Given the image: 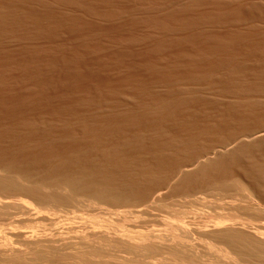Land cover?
<instances>
[{"label":"rangeland","instance_id":"obj_1","mask_svg":"<svg viewBox=\"0 0 264 264\" xmlns=\"http://www.w3.org/2000/svg\"><path fill=\"white\" fill-rule=\"evenodd\" d=\"M3 1H1L3 4L0 2V9L7 8L11 3L19 6L16 5L18 8L14 6L15 10L9 11L10 14L0 20L1 22L3 21L2 23L0 22V26L2 25L0 27V56L2 57L0 58L1 162L11 163L12 166L14 164L15 166L13 167L16 168H30L35 172H40L42 169L50 172H62L63 170V173L68 169L69 172L81 169L79 172H84L82 170L85 168L86 172L89 171L96 174L98 171L101 172V170L102 173H108L109 168L112 166L111 162L114 161L113 156L115 157L119 154L120 157H116L117 160L123 162L127 158V160L131 158V161H124L125 164L118 161L122 165L124 164L123 167L126 171H123L121 164H114L118 168L119 166L121 167L118 171L121 170L129 174L134 172L133 175H135V172L138 171L137 169L140 171V169L142 170L143 168L145 170L146 168L154 172L159 170V167L155 168L158 166L157 159L159 158L157 156L159 157V154H161V159L165 157L164 149V151L167 150V158L165 157L163 160L166 159L164 162H168L167 164L172 160L169 158L171 155H173L172 157L180 155L179 153L177 155V152L175 154V150H171L172 154L168 152L173 149L172 145H175L176 142V144L178 142L183 143L178 145H184L183 150L185 149L186 152L184 153L188 157L190 154L197 153L196 151L199 150V147L202 148L204 144L208 145L216 142V140L218 141L222 139L221 137L228 136L233 131L246 127L251 130L257 129L259 126H255L257 124L256 120L264 119L261 117L264 114V110H262L264 107L262 104L264 103L252 105L249 102L253 97L261 96L260 89H264V86L261 88L258 86L262 83L260 82L261 80L264 81V0H114V2L113 0H104V2L103 0H90V2L89 0H84L85 3L81 0H63V2L62 0H44L45 2L42 0ZM119 2H122L121 5ZM90 3L92 6L89 5ZM53 4H55L54 7L52 6ZM77 4L79 5L77 6ZM115 4L119 5L115 6ZM44 7H48L49 10ZM100 8L104 10L103 13L100 12ZM40 9L41 11H39ZM253 9L255 10L253 11ZM15 11L16 13H13ZM11 13L14 14L13 17ZM93 13L98 14L94 15ZM23 16H27L24 21L22 20ZM101 16L106 18L102 19ZM15 17L18 18V21ZM77 19L80 21H77ZM9 22L10 25L8 24ZM87 24L90 26L88 27ZM3 26L4 29L7 27L5 31L2 29ZM72 27L73 30L71 29ZM10 35L11 37H17V39L11 38ZM19 38H22V40ZM5 39L7 40L5 41ZM24 42L28 43L23 45L22 43ZM32 46H35V51L31 49L33 48ZM20 47H22V50ZM4 50L6 51L4 52ZM18 52L19 55H16ZM259 70L261 71L259 72ZM260 85H264V82ZM262 89L261 91H263ZM177 99L180 101H177ZM261 100L263 99L261 98ZM158 107H160L159 110ZM173 109L175 110L173 111ZM108 112L110 113L108 114ZM110 115L113 123L112 128H109L111 121L108 116ZM98 116H101L102 120ZM121 118H123V121ZM133 118L134 121H132ZM115 119L116 122H114ZM117 120H119L121 125ZM193 120L194 123H192ZM95 123L100 127H95ZM100 123H104L106 126L103 124L104 128H102ZM185 123H188V125ZM249 123L251 124L249 125ZM123 124L125 127H123ZM253 125L255 127L252 128ZM115 128L118 132L123 130L120 132V136L118 132L116 133ZM104 129L106 130L102 131ZM112 129L114 130L112 131ZM119 129L121 130L119 131ZM108 130L110 132H107ZM200 130L201 132H199ZM92 132H95V134ZM99 132H103V134ZM105 132L108 134L104 135ZM122 133L124 134L123 138L121 137ZM117 134L118 137L116 136ZM165 135L167 136L165 137ZM150 136L153 137L151 138ZM92 137L93 140H91ZM143 137L146 139H143ZM177 137L180 141H178ZM176 138L177 140L175 141ZM132 139L136 143L134 146H131L132 142H129ZM151 139H156L159 142L153 143L155 141H151ZM55 140L56 143L53 142ZM136 140L138 144L144 142L142 147L145 151L141 145L137 144ZM143 140H147V143ZM149 140L151 142H148ZM161 140H163L162 144L166 142L170 147L163 144L166 148L162 149ZM118 143L120 146L117 147L118 150L123 147L122 149L124 150L120 149V151L127 153L116 154L120 152L116 151L114 155L111 152L114 149L110 150L109 147L113 146L116 148ZM125 143L126 146L129 143V148H135L138 145L143 151L140 150L137 153L136 150H139L140 147L129 150ZM106 144L108 147L105 146ZM155 144L160 145H156V147ZM94 145H98L99 148L104 147L100 149L108 148L110 151H107L108 149L105 150L107 153L109 152L111 157L106 154L105 150H101L103 154H106L104 156L100 153L98 146L95 148L93 147ZM152 145L157 149L161 148L157 152L162 150V153L157 154L154 147L155 156H153L154 154H151L153 148L150 147ZM149 153L156 159L155 167L152 164L154 163V158L152 159L151 156H148ZM139 154L144 155L142 156L144 161L141 155L139 156L143 166L140 159L138 162L139 157L136 155ZM121 155L125 158L122 159ZM103 156L104 158L106 156L110 158L104 159ZM131 156L134 157L133 160ZM1 157L6 158L2 159ZM82 157L86 160L84 159L83 161ZM102 158L109 164L103 162ZM168 158L170 160L167 161ZM96 161L100 163L97 164ZM136 161L140 163L136 164L137 169L134 167ZM77 162L79 166L76 164ZM82 162L87 166L85 164L81 166ZM92 163L95 166L97 164V169L94 171L95 167L90 165ZM131 163L134 164L131 165ZM73 164L74 167L77 165L76 169ZM104 164L108 165L105 166L108 169L101 167ZM129 164L133 166L131 168L132 172L127 169L130 168ZM35 165L36 167H34ZM165 166L166 164L163 168H160V172L167 170L168 166ZM54 167L57 170H54ZM98 167H100V170H98ZM72 168L73 170H71ZM118 168L115 167L113 169L111 167L109 172L112 173V169L115 171ZM121 171L113 173L121 174ZM14 198L29 200L21 195H16ZM86 205L70 204L61 208L59 214L63 217L72 218L76 226H89L91 223V226L93 223L103 225L108 222V224H113V227L115 225V229L120 226V230L125 228L124 231L138 233L145 231L144 229L146 228L153 229V227L154 230L160 228L163 230L161 221L173 220L176 210H190L196 214L195 217L201 216L205 218L207 216L215 218L219 214L224 215L228 212L225 209L226 207L222 206V202H216V197L203 195V191H198L188 197L174 196L165 198L163 205L153 211V216L145 217V220H131L130 222L129 220L127 222L124 221L122 216L119 217V214L126 209L122 205H113L105 202L95 206V208ZM150 218L151 220L153 219L152 222ZM202 247H200L201 250L198 248L201 253H203ZM204 249H207L206 246ZM122 256L124 257V254ZM156 257L159 258V256ZM156 257H154V260H158ZM127 258L129 257L127 256Z\"/></svg>","mask_w":264,"mask_h":264},{"label":"bare ground","instance_id":"obj_2","mask_svg":"<svg viewBox=\"0 0 264 264\" xmlns=\"http://www.w3.org/2000/svg\"><path fill=\"white\" fill-rule=\"evenodd\" d=\"M1 1L4 2L3 0H0V2ZM42 1H44V0H42ZM81 1L84 2V0H81ZM2 2H1V4H3ZM10 2H12V0H10ZM16 2H18V1H16ZM22 2H24V1H22ZM44 2H42V3H44ZM62 2H63V0H62ZM89 2H90V0H89ZM103 2H104V0H103ZM105 2H107V1H105ZM113 2H114V0H113ZM107 3H109V2H107ZM121 3L122 2H119L120 5H121ZM4 4L6 5V3H4ZM7 4H9V3H7ZM116 4H115V6L119 5V4L118 5H116ZM16 5H13V3H11L10 5L7 6V8L0 9V20H3L7 16V14H10L9 11L15 10L14 6H16ZM54 5L55 4H53L52 6L54 7ZM78 5L79 4H77V6ZM89 5H91V3ZM17 6H19V5H17ZM17 6H16V8H18ZM20 6H21V4H20ZM0 7H1V5H0ZM36 7H35V9H37ZM2 8H4V7H2ZM44 8L48 9V7H44ZM30 9H31V7H30ZM92 9H93V7H92ZM102 10L103 9H101L100 12L103 13L104 10L103 11ZM254 10L255 9H253V11ZM16 11H17V9H16ZM16 11L13 13H16ZM39 11H41V9ZM87 11H86V14H87ZM94 12H96V11H94ZM13 13H11L12 17L14 15ZM23 14H24V12H23ZM95 14H98V13H95ZM20 15L22 16L21 13H20ZM37 15H39V14H37ZM37 15H35V16H37ZM42 15H43V13H42ZM89 15H90V13H89ZM100 15H97V16H100ZM29 16H30V14H29ZM18 17H19V15H18ZM23 17L24 18L22 20L24 21V19H26V17L25 16H23ZM31 17L33 18V16H31ZM15 18H17V17H15ZM63 18H64V16H63ZM104 18H106V17H102V19H104ZM19 19H21V18H19ZM70 19H71V17H70ZM8 20H7V22H8ZM13 20H15V19H13ZM17 21H18V18H17ZM26 21L28 22V20H26ZM77 21H80V20L77 19ZM89 21H91V20H89ZM27 22H25V23H27ZM81 22H83V21H81ZM8 24L10 25V22ZM3 25L5 26V24H3ZM23 25H22V27H23ZM70 25H68V26L71 27ZM103 25H104V23H103ZM4 26L2 29H4ZM11 26H13V25H11ZM79 26H81V25H79ZM87 26H88V24H87ZM0 27H2V25ZM25 27H24V29H26ZM38 27H40V26H38ZM84 27H85V25H84ZM14 28H15V26H14ZM91 28H93V27H91ZM5 29H4V31H5ZM71 29L73 30V27ZM80 29L82 30V28H80ZM84 29H86V28H84ZM15 31L17 32V30H15ZM40 35H41V33H40ZM13 36H14V34H13ZM4 37H6V36H4ZM10 37H11V35H10ZM11 38L17 39V37H11ZM29 38H31V37H29ZM19 39L22 40V38H19ZM19 39H18V41H19ZM6 40L7 39H5V41ZM12 40H15V39H12ZM29 41H31V40H29ZM27 43L24 42L22 44L24 45ZM6 44H7V42H6ZM37 47H38V45H37ZM20 48L22 50V47H20ZM27 48H25V49H27ZM29 48H30V46H29ZM34 48H35V46L31 49H33V51H35L36 48L35 49ZM40 49H42V48H40ZM6 50H4V52ZM18 51H20V50H18ZM6 53H4V54H6ZM20 53H21V51H20ZM22 53H23V51H22ZM7 55H8V53H7ZM16 55H19V52ZM5 57H7V56L5 55ZM5 57H3V58H5ZM0 58H2V57L0 56ZM260 71L261 70H259V72ZM259 79H261V78H259ZM260 82L263 83L264 81L261 80ZM262 83H260V84H262ZM250 84H252V83H250ZM260 84L259 85L257 84L258 86H260V88L264 86V85L261 86ZM253 85L255 86V84H253ZM249 87H251V86H249ZM232 88H234V87H232ZM246 88H248V87H246ZM261 89H260V93H262V95L259 97H253L252 96L253 99H251L249 101L252 105H259L261 103H264V89H262L263 91H261ZM241 91H244V90H241ZM250 93H253V92H250ZM184 97L187 99L186 96H184ZM261 98L263 100H261ZM245 100H247V99H245ZM177 101H180V100L177 99ZM240 101H242V100H240ZM163 102H166V101H163ZM182 102H184V101H182ZM202 102H205V101H202ZM244 103H246V102L244 101ZM247 104H248V102H247ZM262 105H264V104H262ZM159 108L160 107H158V110H159ZM256 109H254V110H256ZM174 110L175 109H173V111ZM262 110H264V107ZM109 113L110 112H108V114ZM121 113H123V112H121ZM145 113H147V112H145ZM263 113H264V111H263ZM115 114H117V113H115ZM139 115H140V113H139ZM154 115H157V114H154ZM117 116H119V115L117 114ZM98 117H99V119H101L100 118L101 116H98ZM103 117H105V116L103 115ZM108 117L111 121V126H109V128H112L113 123H112V118H110L111 115ZM108 117H106V118H108ZM261 117L264 118V114ZM114 118H115V115H114ZM161 118H162V116H161ZM122 119L123 118H121V120ZM190 119H192V118H190ZM194 119H196V118H194ZM94 120H92V121H94ZM117 121H118V123H120L119 120H117ZM132 121H134V118L132 119ZM163 121H165V120H163ZM98 122H100V121H98ZM114 122H116V119ZM203 122H205V121H203ZM92 123H94V122H92ZM105 123H106V121H105ZM192 123H194V120ZM256 123L257 124H255V126L256 127L259 126L257 129L251 130L248 127L242 128L238 131L231 132L230 134H228V136L226 135V137H224V138L221 137L222 139H219L218 141L216 140V142H212L211 144L206 145L203 143L204 146L202 148L199 147V150L196 151L197 153H194L192 155L189 153L190 155L188 157L186 156L187 154L185 155V153H184V152H186L185 149L183 150L184 145H182V146L178 145L181 142H178V144H176L177 143L176 142L175 145H172L173 149L169 148L170 151H168V152H171V150L172 151L175 150V154L177 152V155H178V153L180 155L176 156L174 154L176 157H172L173 156V155H171L172 152H171V154L169 153L172 157V158L169 157L170 159H172L171 162L169 163L170 166H169V164H167L168 162L167 163L164 162V161H166V159L163 160L165 157L167 158V156H166L167 150L164 151L165 150L164 148H166V146H168L169 144L167 145L166 142H164L163 144L164 145L166 144V146H164L162 144L163 140H161L160 144L163 145L162 149H164L163 153H165V157L163 156L164 158L161 159V157H160L161 154H159V157L157 156V158H159V159H157V163H158L157 167L154 166L155 161H156L155 157H153V156H155L154 147L156 145H160V144H155V146L154 145L150 146L151 148H153V152H151V154L152 155L154 154V155L152 156L150 153H149L150 155L148 154V156H151L152 159L154 158V163H152V161H150V162L153 164V167H155L156 169L159 167V170H157L159 172H157L156 170L153 172V171H150L149 169H146V168L144 170L142 168V166H143V162H142L143 157L142 156L145 155L144 154L145 152L143 153L144 155H141L142 153L139 155H136L138 157L141 155V157H142V160L140 159L141 157L138 158V162H139V159L141 160L142 170L140 169V171H139V169H137V166H136V164L138 163L137 161L134 165V167H136V169L138 170L137 172H140V173L137 174V172H135V175H133L134 172L132 174L123 172V171H126L123 167V165L125 164L124 161L127 162L131 158H129V160H127L128 159L127 158L123 162L120 160L121 163H124L123 165L121 163H119L120 161L117 160V158H116L119 156L118 153L124 154L127 152L122 151V150H124V149H122L123 147L120 148V149H122L121 150L122 152L120 151V149L118 150L117 147L119 146V143L116 146V148H114L115 145H113L114 144L113 142H112L113 144L112 143L111 144L114 147L113 146H112L113 148L109 147L110 150L114 149V151H111V152H113V153L116 151H120V152L116 153V154H118V156L114 157L112 155L114 158V161L111 162V165H112L111 167L113 169H115V167L118 168V166H115L114 164H117V165L121 164L123 171H121V170L120 171L123 174L122 173L116 174V173L120 172V171H118L119 168L121 169L120 166L115 171H113V169H112V173L109 172L111 169L110 166H109L110 168L108 170V173H106V172L102 173V170H101V172H99L98 170H100L99 169L100 167H98V170H97L98 172L96 174L91 173L89 171L86 172L85 168H83V170H82L84 172H79L81 169L79 171L77 170L78 172L76 170L74 172H69L68 171L69 169L68 170L64 169L65 170L64 173H63V170H62V172H56L53 170H52L53 172H50L48 170L45 171L43 169H42L43 171L41 170L40 172L39 171L35 172L34 170H32L30 168L29 169L20 168V167L16 168V167H13V166H15L14 164L12 166L11 163L9 164L8 162L4 163V162L0 161V220L2 221V222L0 221V264H264V119L260 120V121L256 120ZM103 124L100 123V125H102V128H104L103 126L105 125V124L104 125ZM210 124H211V121H210ZM250 124L251 123H249V125ZM87 125H90V124H87ZM120 125H121V123H120ZM127 125H126V127H127ZM186 125H188V123ZM238 125H239V123H238ZM97 126H98V128L100 127L99 125L96 124L95 127H97ZM255 126L253 125L252 128ZM95 127H93V128H95ZM123 127H125V125ZM123 127H119V128H123ZM89 130H90V127H89ZM105 130L106 129H104L102 131H105ZM113 130L114 129H112V131ZM120 130L121 129H119V131ZM98 131H100V130H98ZM122 131L123 130H121L120 132H122ZM133 131H135V130H133ZM136 131H137V129H136ZM178 131H180V130H178ZM107 132H110V130H108ZM107 132H105L104 135L108 134ZM117 132L118 131L116 129V133ZM120 132H118L119 136L121 135ZM184 132H185V130H184ZM199 132H201V130ZM33 133H35V132H33ZM101 133L103 134V132H101ZM154 133H155V131H154ZM93 134H95V132ZM144 134H145V132H144ZM178 134H180V133L178 132ZM185 134H187V133H185ZM69 135H71V134H69ZM114 135H115V133H114ZM123 135L124 134L122 133V136H121L122 138H123ZM155 135H156V133H155ZM174 135H176V134H174ZM182 135H184V134L182 133ZM112 136H113V134H112ZM116 136L118 137V134ZM135 136H136V134H135ZM138 136H140V135H138ZM166 136L167 135H165V137ZM106 137H108V136H106ZM12 138H14V137H12ZM144 138L145 137H143V139ZM177 138L175 139V141L177 140ZM103 139H105V138H103ZM91 140H93V137L91 138ZM94 140H96V139L94 138ZM133 140L134 139H132V141L131 140L129 141V142L134 143V144L131 143V146L132 145L134 146L136 144L135 141L133 142ZM147 140H143V141H146V143H147ZM153 140L151 139V141H153ZM158 140H160V139H158ZM165 140H166V138H165ZM192 140H193V138H192ZM51 141H52V139H51ZM124 141L126 142V140H124ZM151 141L149 140L148 142H151ZM154 141L155 142H153V143L159 142V141H156V139ZM178 141H180L179 138H178ZM53 142L56 143V140ZM121 142H123V141H121ZM136 142H137V140H136ZM140 142H142V141H140ZM167 143H169V142H167ZM128 144H127V146H128ZM137 144H138V142H137ZM142 144H144V142ZM142 144H138V145H141V147H142L143 146ZM181 144H183V143H181ZM120 145H121V143H120ZM122 145H124V144L122 143ZM138 145H136L135 148L140 147ZM194 145H191V146H194ZM97 146L94 145L93 147L96 148ZM105 146H107V144ZM125 146H126V143H125ZM129 146L127 147L129 150H132L131 148H134V147L129 148ZM141 147L139 148V150L138 149L136 150L137 153H139L138 151H140V150L145 151V149L142 147L143 148V150H142ZM168 147H170V146H168ZM97 148H99V146ZM100 148H104V147H100ZM105 149H108V148L105 147ZM105 149H100V153L103 152L101 150H105ZM134 149H133V151H134ZM158 149H161V148H158ZM158 149L156 148V153L157 154L160 152L162 153V150L160 152H157ZM47 150H49V149H47ZM110 150L108 149L107 151H110ZM96 151H97V149H96ZM107 151L105 150L106 154H108V156L111 157V155H109V152L107 153ZM181 151L183 152V154H181L182 153ZM88 152H89V150H88ZM129 153L131 154V152H129ZM146 153H148V152H146ZM87 154H89V153H87ZM106 154H103V155L105 156ZM169 154H168V156H169ZM114 155H115V153H114ZM181 155H184L186 157H184V156L181 157ZM104 156H103V158H104ZM128 156L130 157V155H128ZM83 157H82V160L84 161L85 158L83 159ZM41 158H42V156H41ZM78 158H79V156L77 157V161H78ZM88 158H90V157H88ZM103 158H102V160H103ZM106 158H108V157L106 156ZM106 158H104V159H106ZM124 158L122 156V159H124ZM169 158L167 159V161L170 160ZM133 159H134V157H132V160ZM135 159H136V157H135ZM39 160H40V157H39ZM79 160L82 161L81 159H79ZM149 160H151V159H149ZM6 161H7V159H6ZM98 161H100V160L98 159ZM108 161H110V160H108ZM115 161H117V162L114 163ZM103 162H107V161L103 160ZM134 162H135V160H134ZM145 162H147V161H145ZM43 163H45V162H43ZM74 163H75V161H74ZM96 163L99 164L100 162L96 161ZM164 163L166 164V166H168L167 170L166 171L162 170L165 172H162V171L160 172V168H163L165 165ZM35 164H37V163H35ZM76 164L79 166L78 162ZM82 164H81V166H84L85 163L82 162ZM97 164H96V166L93 163L90 164L92 167H95L94 169L91 168V169H93V171L95 169H97L96 168ZM105 164H104V166H101V167L104 168L105 166H108ZM133 164L134 163H131V165H133ZM138 164H140V163H138ZM25 165H27V164H25ZM146 165H147V163H146ZM162 165H163V167H162ZM21 166H22V164H21ZM50 166H49V170H50ZM62 166H63V164H62ZM62 166H60V167H62ZM126 166H128V165H126ZM129 166H130V164H129ZM28 167H29V165H28ZM34 167H36V165ZM43 167H44V165H43ZM43 167H41V168H43ZM52 167H53V165H52ZM73 167H74V164H73ZM132 167L133 166H130V168H127V167L126 168L130 169L132 172V169H131ZM88 168L90 169L89 166H88ZM105 168L108 169L107 167H105ZM54 170H57V169L55 168ZM71 170H73V168ZM36 171H37V169H36ZM134 171H136V170H134ZM103 172H104V170H103ZM113 172H116V173H113ZM128 172H130V171H128ZM198 191H203V195H205V196L216 197V202H218V203L222 202V206L226 207L225 209H227L228 215L224 214V215H227V216H224V215L219 214L218 217L215 216V218L208 217V216L205 218V217H201V216L195 217L196 214H194V212L190 211V210H176L173 220H162L161 221V223L163 224V225H161V226H163L162 227L163 230H161V228L158 230H154V227L152 225L153 229H147L146 228L147 230L144 229L145 231H141L138 233L137 232L131 233V232H128L127 230L124 231L125 228L121 229L122 232H120L121 231L119 229L120 226H118L119 228L115 229V225L113 227L112 226L113 224H111V223L108 224V222H106V224H103V225L100 223H95V224L93 223L92 226H91L92 223L91 224L88 223V224H90L89 225L90 227L84 226V225L76 226L75 223L73 222L72 218L63 217L62 215L59 214V212H61V210H60L61 208H63L64 206H68L70 204H74V205L83 204V206L87 204L86 206H88V207L92 206L95 208V206L101 204L102 202H105V203H110L113 205H122L123 207H126V209L124 211L121 210L122 212L120 214L118 211V214L120 215L119 217L122 216V218L126 222H127V220H129V222L131 220L132 221L133 220H139V219L145 220V217L153 216L152 215L153 211L156 210V208H159L163 205L165 198L174 197V196L188 197L191 194L196 193ZM16 195H21L23 197H26L27 199L30 200V202H29V200L25 201L23 199L14 198ZM203 201H205V200L203 199ZM120 220H121V218H120ZM150 220H151V218H150ZM152 220H151V222H152ZM155 222H157V221H155ZM79 224L81 225V223H79ZM143 224H141V225L143 226ZM117 229H118V231H117ZM198 245H199V247H198ZM202 245H204V247H202ZM205 246L207 249H204ZM200 247L203 248L202 252L204 254L201 253ZM198 248H200V250ZM122 254H124V257L122 256ZM127 256L129 258H127ZM156 256H159V258L160 257L161 258L159 259ZM154 257L158 258V260L157 259L154 260Z\"/></svg>","mask_w":264,"mask_h":264}]
</instances>
